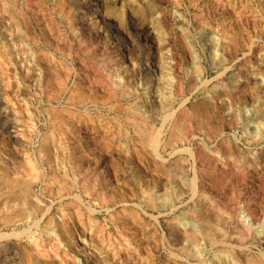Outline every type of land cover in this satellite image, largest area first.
<instances>
[{
    "label": "rangeland",
    "instance_id": "rangeland-1",
    "mask_svg": "<svg viewBox=\"0 0 264 264\" xmlns=\"http://www.w3.org/2000/svg\"><path fill=\"white\" fill-rule=\"evenodd\" d=\"M68 1L15 0L12 10L0 0V168H7L8 178L29 180L40 200L37 212L7 221L5 214L27 206L15 198L19 187L7 192L0 185V264H58L64 249L57 244L56 250L45 234L60 217L75 239L86 237V251L98 264H185L170 255L163 221H193L184 211L201 201L212 214L207 220L217 219L215 248L239 251L251 260L264 256V239L252 230L246 239L234 224L243 221L242 211L254 224L264 219V0H106L114 16L107 12L103 21L88 16L90 35L79 28L81 0ZM141 20L161 46L160 66L165 67L159 81L142 66L149 38L141 34ZM108 57L113 60L105 69L101 65ZM42 70L47 74L39 75ZM114 80L122 81L123 89L113 88ZM99 81L115 97L107 99L106 88L96 87ZM63 83L84 100H74ZM148 85L163 97L159 103L148 102ZM168 112L174 118L165 121ZM180 117L182 123H176ZM159 128L160 158L142 141L144 132ZM178 134H186L185 140ZM194 149L200 154L195 163L189 153ZM240 152L244 162L224 159ZM194 165L195 196L190 188ZM150 198L167 201L152 208ZM129 211L137 213L132 223L122 215ZM25 229L30 235L21 233ZM33 238L44 252L34 247Z\"/></svg>",
    "mask_w": 264,
    "mask_h": 264
},
{
    "label": "bare ground",
    "instance_id": "bare-ground-1",
    "mask_svg": "<svg viewBox=\"0 0 264 264\" xmlns=\"http://www.w3.org/2000/svg\"><path fill=\"white\" fill-rule=\"evenodd\" d=\"M4 2H3V5L6 7H8V8H13V6L15 5L14 4V2H15V0H3ZM68 1V0H67ZM73 1V0H72ZM71 1V2H72ZM122 1V0H121ZM213 1V0H212ZM217 0H215V2H216ZM219 1V0H218ZM223 1V0H222ZM69 2V1H68ZM67 2V3H68ZM21 3L22 4H24V0H21ZM27 3H28V1H27ZM70 3V2H69ZM74 3H77V1L75 0V2L73 1L72 2V4H74ZM111 3V2H110ZM109 3V4H110ZM121 3V2H120ZM119 3V4H120ZM213 3H214V1H213ZM220 3V2H219ZM218 3V4H219ZM1 4V3H0ZM109 4H108V1L106 2V0H81V10H80V12H81V19H80V26L81 27H79V28H81V29H83V30H85L86 32H88V35H90V31L92 30V28H91V25H90V22L88 21V16H90V15H92V14H96V17H95V19H98V20H104L105 18H106V15L109 13L110 15H113L115 12H113L114 10L112 9V11H107L108 10V7H110L109 6ZM20 5V4H19ZM75 5H77V4H75ZM121 5V4H120ZM23 6V5H22ZM116 6V5H115ZM119 6V5H118ZM117 6V7H118ZM122 6V5H121ZM61 7H62V5H61ZM60 7V8H61ZM72 7H73V5H72ZM79 7V6H78ZM77 7V8H78ZM116 7V8H117ZM138 7V6H137ZM11 8V9H12ZM80 8V7H79ZM123 8V7H122ZM14 9H15V7H14ZM242 9V8H241ZM13 10V9H12ZM63 10V9H62ZM121 10H123V9H121ZM14 11H16V9L14 10ZM25 11H26V9H25ZM29 11V10H28ZM31 11V10H30ZM29 11V12H30ZM72 11V10H71ZM1 12V11H0ZM29 12H28V14H29ZM108 12V13H107ZM16 13H17V11H16ZM31 13V12H30ZM108 14V15H109ZM18 15H20V14H18ZM114 16V15H113ZM122 16V15H121ZM132 17V16H131ZM130 17V18H131ZM80 18V17H79ZM135 18V17H134ZM22 19V18H21ZM109 19V18H108ZM107 19V20H108ZM118 19V18H117ZM121 19V18H120ZM129 19V18H128ZM145 19V18H144ZM79 20V19H78ZM123 20V19H122ZM22 21V20H21ZM124 21V20H123ZM132 21H133V19H132ZM137 21V20H136ZM142 21V20H141ZM24 21H22V23H23ZM120 23H123L122 21H120ZM119 23V24H120ZM141 23H143L144 25H145V31H143V33H141V34H143V36H144V38H146V40H147V38H149V42H148V44L146 43V41H145V43L146 44H144V46L146 47V50H147V57L145 58V60H144V63H143V69L145 70V72L148 74V75H150V77H151V79H152V77H154V80L157 78L158 79V81H159V78H160V76H159V73H161L162 72V68L161 67H163V66H160L162 63H160L161 61H162V59H161V61H160V58H161V54H160V45H158V44H156V41H157V37H155V33H153L152 31L153 30H150V28H149V30H148V28H147V25H148V23H147V21H145V20H143ZM262 23V22H261ZM113 24V23H112ZM133 24V23H132ZM142 24V25H143ZM143 25V26H144ZM263 25V24H262ZM123 27V26H122ZM260 27V26H259ZM16 28V27H15ZM78 28V27H77ZM119 28V27H118ZM136 28V27H135ZM26 29V28H25ZM123 29V28H122ZM262 31H263V29H262ZM138 32V31H137ZM264 32V31H263ZM262 32V33H263ZM264 34V33H263ZM262 34V35H263ZM104 49L105 48H101L100 50L101 51H104ZM144 50V49H143ZM100 51V52H101ZM105 52V51H104ZM104 52H102V53H104ZM0 53H1V49H0ZM11 54V53H10ZM107 54V53H106ZM0 56H1V54H0ZM4 56V55H3ZM2 58V57H1ZM144 59V58H143ZM2 60L4 61V58H2ZM99 60V59H98ZM110 60H113V59H111L110 57H108V58H106V60L104 61V64L102 63V65L101 66H104V68L106 69L107 67L109 68V66H110ZM213 61V60H212ZM113 62V61H112ZM221 62V61H220ZM5 63V62H4ZM211 64V63H210ZM213 65V64H212ZM23 66V65H22ZM96 66H98V65H96ZM107 66V67H106ZM194 66V65H193ZM211 66V65H210ZM20 68H21V66H19ZM165 67V66H164ZM163 67V68H164ZM214 67V66H213ZM23 68V67H22ZM26 68L24 67V70H25ZM28 69V68H27ZM111 69L112 68H110V72H111ZM162 69V70H161ZM113 71H114V69H112ZM197 70V69H196ZM18 71H21V70H18ZM94 71H97V70H94ZM93 71V72H94ZM23 72V71H22ZM26 72H27V75H28V73L30 74V72H28L27 70H26ZM115 73H118V71H115ZM24 74V73H23ZM38 74V73H37ZM40 74H42L41 76H43V75H46V74H44L43 73V70L42 71H39V75ZM25 75V74H24ZM101 75V74H100ZM161 75V74H160ZM26 76V75H25ZM29 76V75H28ZM36 76V75H35ZM158 76V77H157ZM46 77V76H45ZM49 77V76H48ZM252 77V76H251ZM50 78H51V76H50ZM74 78H76V77H74ZM108 79H109V81H110V77L108 76L107 77ZM123 78H124V76L122 75V80H123ZM98 79V78H97ZM76 80V79H75ZM105 80V79H104ZM78 81V80H77ZM233 81V80H232ZM74 82V81H73ZM76 83V82H75ZM80 83V82H79ZM79 83H78V85H79ZM111 84H112V87L113 88H115L116 90H121V85H122V81H120V80H118V81H111L110 82ZM158 84V83H157ZM230 84H232V82L230 83ZM234 84V83H233ZM232 84V85H233ZM78 85H77V87H78ZM80 86V85H79ZM107 85H106V83H104L103 81H99L97 84H96V87L97 88H106V98L107 99H109V98H112V97H115V93H114V91L113 90H111L110 88H108V86L106 87ZM149 86V85H148ZM161 86V85H160ZM242 86V85H241ZM240 86V87H241ZM150 87H151V85L149 86V87H147L146 88V93L148 94V95H150L152 98H150L149 97V103H152V105L153 104H156V102H158V101H160V100H162V98L161 97H159V95H157L156 93H155V95L154 94H152V91H151V89H150ZM156 87H157V85H156ZM239 87V86H238ZM61 88L64 90V91H68V93H69V95L70 96H72V98L73 97H75V99L74 100H77L76 98H81L83 95L81 94V93H78V92H74V90H77V89H74V90H71V89H68V87L63 83L62 85H61ZM84 88V87H83ZM235 88V87H234ZM245 88H248V85H245V84H243V86H242V89H245ZM82 88H79L78 90H81ZM114 89V90H115ZM123 89V88H122ZM152 89H153V87H152ZM223 89V88H222ZM249 89V88H248ZM247 89V90H248ZM85 90V89H84ZM99 90V89H98ZM125 90V89H124ZM161 90V89H160ZM82 91H83V89H82ZM153 91H154V89H153ZM157 91V89H155V92ZM226 91V90H225ZM80 92V91H79ZM88 92H89V89H88ZM116 92V91H115ZM122 92H124L125 93V91H122ZM127 92V91H126ZM158 92V91H157ZM244 92H245V90H244ZM83 93V92H82ZM91 92H89V94H90ZM105 92H103V94H104ZM240 93V92H239ZM242 93V92H241ZM84 94L86 95V91H84ZM88 94V95H89ZM119 94V93H118ZM122 94V93H121ZM246 94V93H245ZM84 95V96H85ZM91 95V94H90ZM125 95V94H124ZM242 95V94H241ZM69 96V98H71ZM119 96V95H118ZM163 96V95H162ZM91 97H93V96H91ZM85 98V97H84ZM89 98V97H88ZM97 98V97H96ZM95 98V99H96ZM104 98H105V96H104ZM81 99H83V98H81ZM81 99H80V101H81ZM86 99V98H85ZM90 99V98H89ZM84 100V99H83ZM97 100H98V98H97ZM103 101L102 102H104V99H102ZM106 100V99H105ZM86 101V100H85ZM109 101V100H108ZM107 101V102H108ZM155 102V103H154ZM101 103V102H100ZM105 103V102H104ZM159 103V102H158ZM83 104V103H82ZM185 104V101L183 100V101H181L180 103H179V108H181V107H184L183 105ZM114 105V104H113ZM12 106H13V103H12ZM114 106H116V104L114 105ZM113 106V107H114ZM149 106H150V104H149ZM155 106V105H154ZM120 107V106H119ZM133 107V106H132ZM147 107H148V105H147ZM204 108H205V106H203ZM117 108H118V103H117ZM121 108V107H120ZM134 108V107H133ZM149 108V107H148ZM147 108V109H148ZM250 109V111H254L255 112V110L253 109H251V106L249 107ZM119 109V108H118ZM150 109V108H149ZM151 109H152V106H151ZM193 109V108H192ZM198 109H201V108H198ZM129 110V109H128ZM145 110H146V108H145ZM144 110V111H145ZM176 110H177V108H176ZM196 109H194L193 111H195ZM207 110V109H206ZM142 111V110H141ZM152 111H155V110H153L152 109ZM204 111V110H203ZM172 112V111H171ZM180 112H181V110H180ZM199 112V111H198ZM202 112V111H201ZM142 113V112H141ZM145 113V112H144ZM151 113V112H150ZM169 113V114H168ZM168 113H165V114H163L164 116H165V118H163V120H165V121H167L169 118H170V116H172L173 115V113H172V115L170 114V112H168ZM143 114V113H142ZM141 114V115H142ZM147 114V113H146ZM149 114V113H148ZM182 114H183V111H182ZM181 114V115H182ZM187 114V113H186ZM195 114V113H194ZM203 114V113H202ZM205 114H206V112H205ZM253 114V113H252ZM255 114V113H254ZM145 115V114H144ZM179 115H180V113H179ZM207 115V114H206ZM5 116L6 117H8V114L6 113L5 114ZM151 116V115H150ZM203 116V115H202ZM208 116V115H207ZM256 116V115H255ZM148 117V116H147ZM152 117V121H153V117L154 116H151ZM173 117V116H172ZM150 118V117H149ZM174 118V117H173ZM176 119H177V116L175 117ZM198 118V117H197ZM179 119V118H178ZM191 119V118H190ZM200 119V118H199ZM207 119V118H206ZM162 120V124H163V121ZM175 120V119H174ZM173 120V121H174ZM150 121V120H149ZM169 121V120H168ZM172 121V122H173ZM184 122H185V120H183ZM196 121V120H195ZM201 121V120H200ZM204 121V120H203ZM131 122H133V121H131ZM138 122V121H137ZM147 122H148V120H147ZM183 122V123H184ZM170 123V122H169ZM176 123H182V118L180 117V120H178V122H176ZM198 123V122H197ZM196 123V124H197ZM132 124H134V123H132ZM141 124V123H140ZM139 124V125H140ZM195 124V123H194ZM138 125V124H137ZM167 125V124H166ZM175 125V124H174ZM177 125H179V124H177ZM176 125V126H177ZM183 125V124H182ZM134 127H135V125H133ZM175 126V127H176ZM198 126V125H197ZM264 126V125H263ZM262 126V127H263ZM142 128L144 127V126H141ZM167 127V126H166ZM166 127H164V128H166ZM172 127V126H171ZM253 127V126H252ZM261 127V128H262ZM137 128V127H136ZM170 128V127H169ZM178 128V127H177ZM179 128H181V126L179 127ZM184 128V127H183ZM186 128V127H185ZM203 128V127H202ZM145 129V128H144ZM160 130H158V131H155V132H152L151 130H150V132H147V133H143V134H145V139H142V141L144 140V144L145 145H147V146H149V148L151 147L152 149V151H153V153H154V155L156 156V157H161V155H160V153H159V148H160V146H161V143H162V134L163 133H161V128H159ZM182 129V128H181ZM253 129H255V127H253ZM253 129H252V131H253ZM135 131H137L138 132V130H139V128H138V130H136V129H134ZM157 130V129H156ZM172 130H175V129H172ZM179 130V129H178ZM210 130V129H209ZM249 130V129H248ZM257 130V129H256ZM141 131V130H140ZM138 132V133H140V135L142 134L141 132ZM146 131H147V129H146ZM169 131H170V134H172L171 133V128H170V130H168V133H169ZM183 131V130H182ZM186 131V130H185ZM251 131V132H252ZM260 131H261V129H260ZM260 131H258V132H260ZM263 131V132H262ZM262 133L264 134V130L262 129ZM79 132V131H78ZM143 132V131H142ZM177 132V131H176ZM250 132V133H251ZM255 131H253V133H254ZM62 133H64V132H62ZM175 133V132H174ZM179 133V132H178ZM185 133V132H184ZM188 133V132H187ZM209 132H207V134H208ZM212 133V132H211ZM256 133H257V131H256ZM61 134V133H60ZM106 134V133H105ZM213 134V133H212ZM259 134V133H258ZM257 134V135H258ZM261 134V133H260ZM137 135V134H136ZM174 134H172V136H173ZM184 135H186V134H184ZM180 136L179 134H178V136H180L183 140H185V136ZM190 135V134H189ZM255 136H256V134H254ZM262 135V134H261ZM50 136V135H49ZM139 136V135H138ZM142 136V135H141ZM165 136V135H164ZM169 136V135H168ZM171 136V135H170ZM178 136H174V138L176 137L177 139H178ZM258 136H260V135H258ZM264 136V135H263ZM83 137V136H82ZM143 137V138H144ZM138 138H140V137H138ZM175 138V139H176ZM256 138V137H255ZM260 138H262L261 136H260ZM168 139H169V137H168ZM171 139V138H170ZM79 140V139H78ZM84 140V139H83ZM137 140V139H136ZM139 140V139H138ZM137 140V141H138ZM166 140V139H165ZM179 140V139H178ZM137 141H136V143H137ZM141 141V140H140ZM139 141V142H140ZM168 142H169V140H167ZM259 141V140H258ZM166 142V141H165ZM168 142H166V143H168ZM171 142V141H170ZM138 144V143H137ZM140 144H142V143H140ZM140 144H138L139 146H141ZM144 144H142V146L144 145ZM58 145V144H57ZM164 145H167V144H164ZM142 146H141V148H142ZM146 146V147H147ZM139 148L140 147H138L137 149L139 150ZM140 148V149H141ZM48 150V149H47ZM46 150V152H48ZM127 150V149H126ZM128 150L129 151H132V152H137V150L135 149V146H131L130 147V145H128ZM142 151H144V150H142ZM198 151V150H197ZM226 151V150H225ZM41 152H43V151H41ZM45 152V151H44ZM46 152H45V154H46ZM139 152V151H138ZM141 152V151H140ZM138 153V154H141V153ZM144 153V152H143ZM189 153H190V155H191V157H192V159L194 160V163L196 162V160H197V157L199 158V155H197L196 154V152H195V149H194V151H191V150H189ZM226 153H229V152H227L226 151ZM261 156V155H260ZM237 158V160H238V162H244V160H245V154L244 153H242V152H240L239 154H237L236 156L235 155H233L232 153L231 154H228L224 159H227V161H232L233 159H236ZM202 161V160H201ZM201 163V162H200ZM238 164V163H237ZM242 165V164H241ZM2 168H0V171H1V173H0V185H2L1 187H2V189L3 190H7V192H8V190H13V188H15V187H19V192L17 191V190H15L18 194H19V196L17 197H15V198H18L19 199V197H20V199H19V201H21V202H24L26 205L25 206H27L26 208L24 207V206H22V208L24 207L25 209H22L21 207H19V208H21V209H19V211H13V212H11L10 214L9 213H7V214H5L4 215V218H5V220H7V221H12L14 218H20V220L21 219H25V218H27L28 216H30L32 213H34V212H37L38 210H39V203H40V200L31 192V190H30V185L28 184V181L29 180H26V179H24V181L22 180H20V178H19V182L16 180V179H13V178H16V177H13V178H11L10 176V178H8V173H6V171L4 170V168L1 170ZM39 169V168H38ZM197 170H199V169H197ZM40 171V170H39ZM193 171L195 172L194 173V176H193V178H192V182H191V186H190V188H191V192H192V195H196V187H195V183H196V167H195V165H194V167H193ZM198 172V171H197ZM199 172H200V170H199ZM36 176V175H35ZM33 178V177H32ZM203 178H204V176H203ZM34 179V178H33ZM32 180V179H31ZM200 180V179H199ZM199 180H198V183H199ZM201 182H203V181H201ZM206 183V182H205ZM201 184V183H200ZM203 185H204V182H203ZM85 187V186H84ZM84 189V188H83ZM86 189V188H85ZM84 189V190H85ZM90 189V188H89ZM2 190V191H3ZM87 190V189H86ZM6 192V191H5ZM86 192V191H85ZM3 193V192H2ZM14 193V192H13ZM9 194V193H8ZM113 194V193H112ZM107 195V194H106ZM110 195V194H109ZM114 195V194H113ZM120 195V194H119ZM9 196H12L11 194H9L8 195V197ZM104 196V195H103ZM115 196V195H114ZM155 196V195H154ZM4 197H6L5 195L3 196V198ZM14 197H12V198H14ZM99 197H100V195H99ZM101 197H102V194H101ZM100 197V198H101ZM105 197V196H104ZM149 197V196H148ZM151 197V196H150ZM105 198H107V197H105ZM108 198H109V196H108ZM119 197H117L116 199H118ZM123 198V197H122ZM113 198H111V195H110V198H109V201L110 202H112V204H113V202L115 201H113L112 200ZM125 199V198H124ZM148 199V198H147ZM146 199V200H147ZM7 200V199H6ZM10 200L12 201V200H14V199H10L9 198V202H10ZM105 200V199H104ZM107 200V199H106ZM105 200V201H106ZM119 200H121L120 198H119ZM108 201V202H109ZM117 201V200H116ZM123 201V200H122ZM165 201H167L166 199H164V198H162L161 200H156L155 199V201L153 200V199H149V200H147V204H149L150 205V207H152V208H155L157 205L159 206V208H163L164 207V205L163 204H165ZM8 202V203H9ZM13 202V201H12ZM16 203H17V200L15 201ZM107 202V203H108ZM109 202V203H110ZM121 202V201H120ZM124 202V201H123ZM6 203V202H5ZM7 203V204H8ZM11 203V202H10ZM9 203V205L11 206V204ZM23 203V204H24ZM117 203H119L118 201H117ZM111 204V205H112ZM166 204H168V203H166ZM16 205V204H15ZM15 205H13V206H15ZM160 205H161V207H160ZM208 205V204H207ZM5 206V205H4ZM167 206V205H166ZM171 206V205H170ZM169 206V207H170ZM220 206V205H219ZM174 207V206H173ZM6 208H7V206H6ZM10 208V207H9ZM170 208H172V207H170ZM209 209H211L210 207H209ZM6 210H8V209H6ZM11 210V209H10ZM122 210V209H121ZM128 210V209H127ZM212 210V209H211ZM123 211V210H122ZM220 211V210H219ZM219 211L217 212V213H219ZM15 212V213H14ZM130 213H121L123 216H128L129 217V221H131V219L134 221L135 219L137 220V213L134 215V214H132V212L131 211H129ZM136 212V211H135ZM185 212H190V214L192 215V217H193V221H177V219H176V221H163L164 223H165V227L163 226L162 227V231H163V236H166L167 235V238H166V240H167V244H168V246H169V252H170V255H172V256H174V259L175 258H177V259H181V260H184L185 261V264H190V263H192V264H264V256H261L259 259H257V260H251L250 258H252L251 256L250 257H247L245 254H242V252L240 253L239 251H222V250H220V249H217V248H215L216 246H215V240H216V237H217V234L219 233V229L217 228V222H216V220L217 219H214L213 221H208L207 220V218H206V216L209 214L210 215V213H209V210H208V206H206V204L204 203V202H202L201 201V203H198V204H193V205H191L190 207H189V209L187 210V211H184V214H186ZM212 212H215V211H212ZM211 212V213H212ZM180 213H182L183 214V211L182 212H180ZM124 214H126V215H124ZM182 214H180V215H182ZM190 214H188V215H190ZM214 214V213H213ZM220 214V213H219ZM218 214V215H219ZM240 214H241V212H240ZM250 214V213H249ZM190 215V216H191ZM212 215V214H211ZM210 215V216H211ZM217 215V214H216ZM217 215V216H218ZM221 215V214H220ZM251 215V214H250ZM209 216V217H210ZM216 216V217H217ZM240 216H242V220L243 221H234V224H235V227H236V229H239L238 230V233L240 232V233H242L243 232V236L242 237H244V238H249L250 236H249V234H250V231L252 230V231H254L255 232V235L258 237V238H262V239H264V219L262 218V221L260 220V222H258V223H256V224H254L255 222H253L252 221V218L248 215V214H246L245 212H243L242 211V215H240ZM260 216V215H259ZM118 217H120V215H118L117 216V221L118 220H123L122 218L120 219H118ZM215 217V218H216ZM124 218V217H123ZM219 218V217H218ZM126 219V218H125ZM184 219V218H183ZM255 219V218H254ZM261 219V218H260ZM62 220V218L60 217V220L59 221H54L53 222V224H54V230H51V231H47L46 232V229L45 228H43L40 232H42V233H44V232H46V234H45V239H47L48 240V243L50 242V241H55L56 242V244L54 245L53 243V247L57 250V244H60V246H62L63 247V252H62V255H60L59 256V261L61 262H59L60 264H87V262L89 261V260H93V263L94 264H98V261H96V259L95 258H92L93 256H92V254H90V252H87L86 251V243H87V241H86V237H79V238H77V239H75L74 238V236H72V231H70L69 232V230H67L66 229V224L68 223H66V221H61ZM128 220V219H127ZM138 220H139V218H138ZM207 220V221H206ZM125 221V220H124ZM218 221H219V219H218ZM51 223H52V220L50 221ZM49 222V223H50ZM95 222H97V221H95ZM118 222H120V221H118ZM220 222V221H219ZM38 223V221H36V222H34V225H36ZM49 223H47V224H49ZM91 223V222H90ZM94 223V222H93ZM92 223V224H93ZM131 223H132V221H131ZM138 223V222H137ZM136 223V224H137ZM95 224V223H94ZM97 224V223H96ZM68 225V224H67ZM101 225V224H100ZM99 225V226H100ZM220 225V224H219ZM44 227V226H43ZM69 227V226H68ZM100 227H102V226H100ZM220 227V226H219ZM221 228V227H220ZM235 229V230H236ZM71 230V229H70ZM125 230V229H124ZM127 231V230H126ZM124 232V231H123ZM236 232V231H235ZM20 233V232H19ZM21 233H27L28 235H30V232L28 231V229H25V230H23V232H21ZM41 233V234H42ZM122 233V232H121ZM220 233H222V232H220ZM224 234V233H223ZM252 234V233H251ZM220 235V234H219ZM162 236V238H164ZM249 236V237H248ZM254 236V235H253ZM28 237V236H27ZM219 237L220 236H218L217 237V239L219 240ZM256 237V238H257ZM161 238V237H160ZM257 238V239H258ZM88 241H91L92 242V240H90V239H88ZM257 241V240H256ZM260 241V240H259ZM32 242H33V244H34V247L39 251V253L40 252H44V250H42V247H41V245H42V243L39 241V240H37V239H35V238H33L32 239ZM126 242V241H125ZM220 244V243H219ZM222 244V243H221ZM220 244V245H221ZM218 245V244H217ZM219 245V246H220ZM223 245V244H222ZM59 246V247H60ZM128 247V246H127ZM238 248H240V247H238ZM168 249V248H167ZM208 249V250H207ZM42 250V251H41ZM60 251V250H59ZM58 253V252H57ZM56 254V253H55ZM179 254H181V255H183V256H181V255H179ZM58 255V254H57ZM57 255H55V256H57ZM97 255V254H96ZM108 256V255H107ZM56 258V257H55ZM148 258V257H147ZM146 258V259H147ZM257 257H255V259H256ZM97 259H98V257H97ZM144 259H145V257H144ZM150 259V258H149ZM254 259V258H253ZM141 260V259H140ZM148 260V259H147ZM106 261V260H105ZM143 262H142V264H153V263H149V261H144V260H142ZM28 262V261H27ZM107 262V261H106ZM134 262V261H133ZM133 262H131V263H133ZM137 262V261H136ZM58 263V264H59ZM139 263V262H138ZM137 263V264H138ZM101 264V263H100ZM112 264V263H111ZM124 264H127L126 262L124 263ZM133 264H136V263H133ZM174 264H178L177 262H175Z\"/></svg>",
    "mask_w": 264,
    "mask_h": 264
}]
</instances>
